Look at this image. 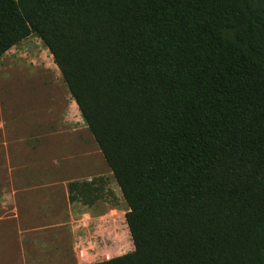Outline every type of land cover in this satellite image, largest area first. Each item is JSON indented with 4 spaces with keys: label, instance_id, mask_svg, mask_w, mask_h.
Instances as JSON below:
<instances>
[{
    "label": "trees",
    "instance_id": "16d2710c",
    "mask_svg": "<svg viewBox=\"0 0 264 264\" xmlns=\"http://www.w3.org/2000/svg\"><path fill=\"white\" fill-rule=\"evenodd\" d=\"M32 35L128 207L96 264H264V0H0Z\"/></svg>",
    "mask_w": 264,
    "mask_h": 264
},
{
    "label": "rangeland",
    "instance_id": "374dc122",
    "mask_svg": "<svg viewBox=\"0 0 264 264\" xmlns=\"http://www.w3.org/2000/svg\"><path fill=\"white\" fill-rule=\"evenodd\" d=\"M111 208L115 225H126L116 180L53 56L32 35L0 58V228L12 251L0 264H21L9 225H92L87 212ZM118 230L131 252V238Z\"/></svg>",
    "mask_w": 264,
    "mask_h": 264
},
{
    "label": "crops",
    "instance_id": "0c3cea01",
    "mask_svg": "<svg viewBox=\"0 0 264 264\" xmlns=\"http://www.w3.org/2000/svg\"><path fill=\"white\" fill-rule=\"evenodd\" d=\"M98 200H91V206ZM116 212L117 208H111L107 214L87 212L84 220L89 219L92 225H9L21 264H96L130 253L125 252L121 238H115L119 236L118 229L131 238L127 224L113 222ZM0 234V257L10 260L11 241L5 240L2 228ZM109 240H114L112 246ZM127 244L132 252L133 242L127 241Z\"/></svg>",
    "mask_w": 264,
    "mask_h": 264
}]
</instances>
